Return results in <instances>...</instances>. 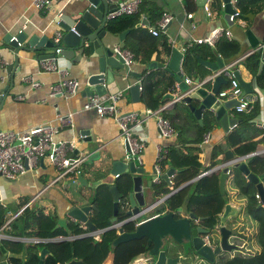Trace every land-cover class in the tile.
<instances>
[{"label":"crops","instance_id":"1","mask_svg":"<svg viewBox=\"0 0 264 264\" xmlns=\"http://www.w3.org/2000/svg\"><path fill=\"white\" fill-rule=\"evenodd\" d=\"M79 1L80 0H52L49 8L41 10L33 4V0H0V57L3 59V62L0 63V129L10 128L23 130L34 124L43 122L60 125L59 116L70 114L71 122L60 126L59 130L52 135V141L54 143L62 141L66 144L71 141L74 142L73 149L64 147L65 154L68 156H72V154L85 156V159L81 162L80 170L88 180V183L85 185L79 182L70 183L67 177L54 180L58 173L57 166L48 156L45 155L40 157L36 164L28 167L25 172L13 178L0 176V204L7 207V214L11 213L12 206L17 207L20 204L13 213L18 212L19 214L24 208H42L57 214L58 218H63L67 223L70 218L73 219L68 215V210L74 205L87 203H98L97 206L100 212H104L109 216L112 213V201L110 197L106 196L101 202H97L94 199L93 186H88L90 184L96 185L100 180L106 178L110 167L109 164H107L104 169L98 167L99 162L98 159L95 158V156H97V151H94V146L102 145L100 149V153L102 154L105 152V149H108L115 154L114 156H123L125 153V143L121 135L120 127L112 116L100 115L95 109H85L83 106L84 102L90 96L85 90V86L89 85L87 82L88 75L96 70L94 66L92 67L91 65L94 58L89 55L88 51H85L79 57L74 56L71 59L59 55L57 59L59 71L45 70L40 60L36 57L38 54L37 52L33 53V51H26L20 48L18 51L19 62L14 72L10 74L6 71L7 65L13 62L15 58L14 46L5 39L8 33L16 35L20 30H24L28 36L37 32L39 35L47 34L49 37H52L54 32L59 30L58 25L52 20L53 16L63 11H72L73 7L78 5ZM112 1L116 3L121 0ZM206 1L210 3V0H140L138 8L135 11H138L137 23L145 18L144 21H148L149 24H141L139 26L149 27L155 24L150 16L151 8H155L161 12L171 13L172 19L158 36H164L172 48L177 47L181 50V47L189 42L191 36H205L217 26L230 27L228 20L224 16L226 12L224 0H222V9L217 12L213 11L211 15H207L204 10L203 6ZM189 11L193 13V18L196 20V26L193 28L190 27L191 18L186 16V13ZM253 14L254 16L252 19L249 17L248 19L244 18L246 21L245 26L251 27L257 35H261L264 33V8ZM181 22L184 24L183 27L180 25ZM105 27L107 30L106 33L108 34L106 45L112 49L115 45H119L122 49L129 50L123 46L127 37H130V41L140 40H138V33L129 36L130 31L128 28V31L120 37V32L115 33L108 30L107 22ZM140 33L144 35L147 43L148 40L153 38V36L149 34L148 28L146 35L145 32L140 31ZM170 38H172V42L169 41ZM236 40L238 41V39ZM148 44L151 46V43ZM199 45L200 44H193L189 47V50H193L199 47ZM163 51H165V48L163 46V41L159 37L156 41L153 60H167V56ZM182 53L184 56L185 52ZM219 55L223 58H229L222 56L220 53ZM182 59L183 57L180 61L181 65ZM204 59L214 61L216 59V54L214 58L208 56ZM129 65L133 71L139 72V75H123L119 74L118 69H115L117 70V72H115V82L120 86L118 91L121 92L117 105L122 111L137 110L142 112L148 108V106L141 98H139V100H133L127 87L129 84L141 78L146 67V69L152 68H149L144 63L138 62L133 58ZM203 65L204 68L201 67V69H207L208 71L203 77H200V79L214 73V71H211L205 64ZM153 68L163 67L157 66ZM235 68H238L245 79L253 83V86L257 83L254 77L255 75L247 68L241 67L240 64L234 66V69ZM60 70H63V73H61ZM183 72L185 77H190L186 71L183 70ZM25 74H29L33 80L38 81L39 85H31L29 80L24 79ZM65 77L75 78L78 81L77 89L74 92L63 90L51 94V86L60 82ZM195 77L192 76L190 78L194 80ZM140 83L141 93V79ZM209 83L208 87L211 86V80ZM110 84H114V81ZM190 84L192 85L193 83ZM224 85L223 83L221 87ZM111 90H114V87L111 88ZM107 93L111 92L107 91ZM170 93L169 91L164 93L163 97L167 99L161 107H159L161 108L160 112L163 115H168L175 125H181L184 128L183 130L176 128L177 133L175 135L162 136L157 129L153 116L143 121L142 127L138 130L145 136V146L142 151V161L139 162V160L136 159V163L143 166L145 172L152 173L159 148L173 144L178 146L189 144L188 140L193 139L197 134L196 123L199 125L203 124V121L202 123L198 122L197 118L190 113L187 112V114H184L183 103L174 100V97L179 95L176 81L175 91L173 92L176 95L170 97ZM232 112L235 113L233 109L230 110V113ZM235 116L238 118V121H240L238 115L235 114ZM185 117H187L188 120H186ZM216 123L213 129L204 133H209L208 141H203V134L201 142L197 143L200 147L199 157L205 164L209 162L212 146L219 142L224 143L225 133L233 128L225 131L219 121L216 120ZM83 129H87L89 131L88 134L85 133L82 135L81 131ZM247 133L253 134L254 132L250 129ZM254 135L255 139L261 137V134L256 135L255 133ZM88 136H91V141H86ZM259 146L262 147L263 145L259 143L258 148ZM75 148H77L76 152L74 151ZM222 155L223 153L219 154L218 157L221 158ZM245 158L242 160L245 161ZM89 159L92 160L89 161ZM167 167L169 166L167 165ZM230 173L231 172H229V176ZM229 176L225 182V196L228 194L227 187H235ZM234 194H239V190L236 187ZM240 199L242 200L241 202L244 201L243 197ZM228 200L231 201V199ZM13 213L7 215L5 220L11 217ZM79 223L81 226L83 225L82 222ZM6 228L3 230L5 234L8 233ZM13 236L15 238H0V256H5V259L11 255V251L6 246L4 239L24 242L17 238V235ZM253 243L256 244V240L254 242L253 239ZM220 261L215 264H219Z\"/></svg>","mask_w":264,"mask_h":264},{"label":"water","instance_id":"2","mask_svg":"<svg viewBox=\"0 0 264 264\" xmlns=\"http://www.w3.org/2000/svg\"><path fill=\"white\" fill-rule=\"evenodd\" d=\"M224 2L226 11L224 16L228 20V13L232 11V6L229 0H224ZM116 8L117 2L114 3L112 0H80L78 5L73 7L72 11L56 13L52 20L61 31V37L58 41H54L53 36L49 37L47 34L39 35L37 32L29 36L24 30H20L16 35L8 33L5 39L14 46L15 58L13 62L7 65L6 71L10 74L14 72L19 62L18 51L20 48L26 51H33V53L37 52V59L55 55L56 46L60 47L58 56L62 55L68 59L74 56L79 57L85 51H88L89 55L94 58L91 65L96 70L88 75L87 82L89 85L85 86L87 93L92 95L94 93L101 94L107 91H118L120 86L115 82V72H117L115 69H118L119 74L123 75L138 76L139 72L133 71L130 65L124 62L121 55L114 48L112 49L106 45L108 34L106 33L105 25L110 19L108 17L109 12ZM247 16L252 19L254 14L248 13ZM144 20L145 18L137 23L136 26L141 24L148 25L149 22ZM228 24L231 25L233 23L228 20ZM240 29V37L238 39L240 48L237 54L229 58H223L214 49L213 51L216 54L214 61L201 58L200 56H198V61L215 72L244 51L253 49L251 54L254 53V62L257 64L255 77L264 72V33L257 35L248 26H241ZM127 31L128 29L121 31L119 36L121 37ZM182 57L183 53L177 47H173L167 55L166 61L151 60L147 66L149 68L163 67L174 76L179 94H183L178 101L185 104L193 112L198 122L202 123V114L207 110L213 114L225 131L230 130L238 122L235 114L233 112L230 113L232 107L237 103V99H221L217 96L221 85L227 83V78L221 73L215 74L211 80L210 87H208L210 79H206L203 84L189 91L191 84L185 81V74L180 62ZM233 74L245 92H250L253 89V83L250 80H246L238 68L233 69ZM199 79L200 76H196L193 83ZM113 81L114 84H110ZM140 84V81L137 80L127 87L133 100H139L140 98ZM113 87L114 90H111ZM175 95L173 92L170 93V97H174ZM88 132L87 129H83L81 134H88ZM91 140V136L86 138V141ZM124 143L125 153L123 156H114L115 154L108 149H105V152L102 154L100 153L102 145L94 146V151H97L95 158L98 159V167L104 169L107 164L110 167L106 178L100 180L96 185H88L93 186L94 197L99 196L104 199L106 196H109L112 201V213L109 216L110 224L103 229L116 228L118 226V234L113 240V244L145 236L147 237L148 245L153 243L149 249V253L155 256L154 264H180V256H167L164 249H159L162 244V238L165 236L178 243H183V250H186V252L190 251L195 255L194 258L192 257L195 260V264L201 262L213 264L220 258V256H217L220 251L237 249L238 245L229 240V237L236 234L237 231L235 228H229L226 224V221H229L230 217L238 216V209L233 204V200H226L224 202L222 211L218 214V222L213 229L198 223L197 214L193 212L176 217L175 211H182L183 206H179L176 210H171L167 208L165 200L190 181H186L178 187H173L171 176L175 173L176 168L169 166L160 176L166 181L171 190L159 196L155 192L154 182L152 181L154 169L152 173L145 172L143 166L136 163L134 156L127 154L128 145L125 140ZM222 147L224 149L221 157L222 161L211 167L207 172L220 170L218 180L220 194L224 195L225 182L229 176L230 168L231 166H235L245 176L247 181L255 185L256 190L260 194V203L264 205L263 176L250 171L246 162L242 160L252 154L237 156L225 142L222 143ZM74 151L76 152L77 148ZM91 160L89 159V161ZM229 177L232 180L233 174L230 173ZM77 178L78 182L82 185L88 183L87 178L81 171L78 172ZM159 198L162 201L158 205L153 206L152 204ZM97 210H99V207L95 203L74 205L68 210V215L76 222H83L89 229H95L97 226L90 220L89 215L90 212ZM153 210L158 213L145 216ZM135 221H139L138 224L134 225ZM118 222L119 225H116ZM129 223H133V229H124V225ZM60 225L66 226L63 218L57 220L55 227ZM70 232L68 230V233ZM213 234L219 235V242L216 244H214L216 239L213 243L208 239V236H212ZM48 251L46 246L42 245L40 247L38 264H42ZM65 264L86 263L81 259L73 258Z\"/></svg>","mask_w":264,"mask_h":264},{"label":"trees","instance_id":"3","mask_svg":"<svg viewBox=\"0 0 264 264\" xmlns=\"http://www.w3.org/2000/svg\"><path fill=\"white\" fill-rule=\"evenodd\" d=\"M222 4V0H210L209 3L212 12H217L222 9ZM238 5L241 9V15L248 19V13H255L264 8V0H238ZM150 13L152 21L155 23L163 12L151 8ZM137 22L138 11L110 18L107 26L108 30L115 33L128 28L130 31L129 36L135 33L139 34L138 40L140 39L139 41L141 42L130 41V37H127L123 46L130 50L134 60L144 63L146 66L153 60L156 41L159 37L163 41V46L165 48L163 52L167 56L172 50V46L167 42V39L164 36H158L160 33L158 35L149 33L153 36V38L148 40V43H151L150 46L145 41L144 35L140 33V31H142L145 32L146 35L148 27L136 26ZM239 48L240 44L234 37L231 39L224 36L220 37L213 47L209 44L201 43L199 47L193 50H189L188 48L187 51H185L182 59V69L186 71L190 77L198 75L203 77L208 70L201 69V67L204 68V65L198 61V56L202 58L208 56L214 58L215 53L213 50L215 49L222 56L231 57L238 53ZM254 59V53L249 54L240 62V65L241 67L247 68L255 75L257 64H255ZM146 68L141 78H139L142 81L140 98L149 108L158 109L167 99L163 97L164 93L166 91H175V79L170 72L163 68ZM255 78L257 83L264 87V72L256 75ZM183 105L184 114L188 112L194 116L193 112L185 104ZM259 111L260 105L255 104L254 108L249 112L234 113L238 115L240 121H238L229 132L225 133L224 141L233 149L235 155H246L257 150L259 143L264 145V127H258L254 120ZM164 116L167 118L169 117L166 114H164ZM185 119L188 120L187 117H185ZM169 120L175 128L183 130V126L175 125L170 117ZM216 124V119L213 114L207 110L204 111L203 124L199 125L196 123V136L188 140L189 144H183L184 146L174 144L166 146L164 158L160 162V166L163 170L168 168L167 165L177 169L171 177L173 187H178L184 182L190 181L166 198L165 204L167 208L174 210L176 207L184 205L187 210L202 216L203 223L210 229H213L218 222V214L222 211L226 196L221 195L218 189L220 170L203 175L199 174L220 163L222 159L219 158L218 155L223 153L224 149L221 142L214 144L210 151L209 162L205 164L199 157L200 147L197 143H200L202 135L206 131L213 129ZM250 129L254 132L253 134L247 133ZM255 133L256 135L261 134V137L255 139ZM245 161L250 171L263 176L262 180L264 183V153L249 155L245 158ZM230 172L233 174V186H235L239 190V193L247 199L246 208L257 220H259V225L255 232V240L260 245V249L249 256L227 257L222 259L219 264H264V205L259 203L258 199L255 197V192L257 191L255 185L247 181L237 167L231 166ZM154 189L159 196L171 190L163 179H161L159 183H154ZM94 199L97 202L103 200L99 196ZM6 208V206L0 204V225L7 218ZM89 218L99 228H105L110 224L109 215L100 212V209L91 212ZM58 219L57 214L42 208H24L23 211L10 222L6 230L11 235L39 237L65 235L68 234V230L73 234H79L86 230L79 222L71 218L67 221L65 227L62 225L55 227ZM124 226L128 227L129 224H125ZM129 229H133V226ZM117 234L115 228H109L103 230L99 239H94L92 236L88 235H79L73 240L62 239L45 243H26L4 239L6 246L11 251V255L7 257L6 262H9V264H38L39 250L40 247L44 245L49 251L45 255L42 264H62L73 258L81 259L87 264H105L109 259L111 260V264H129L137 255L147 252L150 247V245L147 244V237L145 236L113 244V240Z\"/></svg>","mask_w":264,"mask_h":264},{"label":"built area","instance_id":"4","mask_svg":"<svg viewBox=\"0 0 264 264\" xmlns=\"http://www.w3.org/2000/svg\"><path fill=\"white\" fill-rule=\"evenodd\" d=\"M139 2L140 0H121L117 2V8L109 12L108 17L114 18L121 14L133 13L137 10ZM51 3L52 0H33V4L41 10H46L49 8ZM229 3L232 6V11L228 13V20L232 23H237L240 26H245L246 21L241 15V9L238 5V0H229ZM203 7L207 15L212 14V10L208 1L204 3ZM186 16L191 18L190 27H195L196 20L193 18V13L189 11L186 13ZM171 19V13L163 12L162 15L156 20L155 24L148 27L149 32L153 35H158L162 30L165 29ZM180 25L181 27L184 26L182 22ZM232 34L233 33L230 27L217 26L205 36H191L189 38V42L182 46L180 51H187V49L193 44L206 43L210 46H214L220 37L224 36L228 39H231L233 38ZM60 37L61 31L56 30L53 35V40L58 41ZM169 41L172 42V38H170ZM59 50L60 47L56 46L55 55L39 59L45 70L59 71L57 65ZM114 50L121 55L125 63L130 64L133 56L129 50L122 49L119 45H115ZM252 52L253 49L244 51L233 60L227 62L224 66L217 69L213 74L205 76L195 83H193L192 78L188 76L185 77V81L187 83H193L189 88L190 91L203 84L206 79L212 80L215 74H223L227 78V83H225V85L218 90L217 96L221 99H237V103L232 107L235 112H249L254 108L255 104H259L260 111L254 120L258 127H264V87L260 86L258 83H255L253 89L250 92H245L233 74L234 66L239 64ZM1 62H3V59L0 57V63ZM60 72L63 73V70H60ZM24 79L29 80L30 84L33 86L39 85V82L33 80L29 74H25ZM138 81H140V79ZM77 87L78 81L75 78L65 77L60 82L51 86V94H55L56 92H61L63 90L67 92H74ZM182 95L183 94L177 95L174 97V100H178ZM120 96V91L111 93L106 92L101 94L94 93L88 97L83 106L85 109H95L100 115L112 116L120 127L123 139L127 142V154L133 155L135 159L141 162L142 151L145 146V136L138 129L142 127L144 120L153 116L157 129L162 136L175 135L177 130L171 121L160 112L161 108L152 109L148 107L142 112L137 110L122 111L117 105V101ZM59 120L60 125L43 122L34 124L23 130H15L10 128L0 129V176L13 178L25 172L28 167L36 164L38 158L46 155L58 168V173L54 180L67 177L70 183L78 182L77 174L81 171L80 165L85 159V156H68L65 154L64 147L73 149V141L68 142V144L62 141L58 143H54L52 141V135L57 132V130H59V127L71 122V115L67 114L59 116ZM203 139L204 142H207L209 139V133L204 134ZM164 152L165 147H161L156 154V162L154 163V173L152 177V181L155 183H159L162 179L160 175L162 172H164V170L161 168L160 162L164 158ZM253 152H255L254 154L264 153V145ZM253 152L250 153L253 154ZM208 171L209 170L202 171L199 175H203ZM255 197L260 202V194L258 191L255 192ZM161 201L162 199L159 198L152 205H158ZM17 214L18 212L13 213L11 217H9L0 225V238H15L11 234H5V231L3 230L4 228L9 227L11 220ZM138 222L139 221H135L134 225L138 224ZM116 225H119V222ZM82 226L85 227L86 230L79 234L68 233L65 235H55L51 237L18 236L17 238L28 243H45L48 241H57L62 239L73 240L79 235H88L92 236L94 239H99V233L104 230L103 228L98 227L95 229H89L84 223Z\"/></svg>","mask_w":264,"mask_h":264},{"label":"flooded vegetation","instance_id":"5","mask_svg":"<svg viewBox=\"0 0 264 264\" xmlns=\"http://www.w3.org/2000/svg\"><path fill=\"white\" fill-rule=\"evenodd\" d=\"M155 183V182H154ZM244 198V201L243 202H239L238 204H236L235 206L237 207L238 209V212H240L242 209L246 208V203H247V199L245 196H243ZM226 200L227 199V196H226ZM242 201V200H241ZM233 204H234V201H233ZM181 206V205H180ZM179 207V206H178ZM178 207H176L174 210H176ZM152 213H148L147 215L145 216H151L152 214H155V213H158V212H155V210L151 211ZM189 212H192L190 210H187L185 208V206L183 205V210L182 211H175V216L176 217H179V216H182V215H188ZM194 213V212H193ZM239 214V213H238ZM198 219V223L202 224L203 226L207 227L204 223H203V217L202 216H199L197 215ZM234 218V219H233ZM230 217L229 218V221H226V224L229 228H235L236 229V234L232 235L231 237H229V240L235 244L238 245L237 247V250H241L242 251V254H235L233 253L234 252V249L231 250V251H225V250H222L220 251L217 256H220V258L215 261L213 264H215L216 262H219L220 260L222 259H225L229 256H249L251 255L253 252H251L247 246V244H245V241L246 242H249V238H251V236L249 235V233H245L241 231V229L239 230L237 226H235L233 224V220L237 219V217ZM131 226L133 225H129L128 227H125L124 226V229H129L131 228ZM99 228V227H98ZM208 228V227H207ZM117 233H118V230H117V227L115 228ZM103 231H101L99 234L101 235ZM214 235V234H213ZM169 238V237H168ZM230 238H235L237 241L240 240V242L238 243L237 241H233L231 240ZM208 239L209 241H211V243H213L215 240L213 239V237L211 235L208 236ZM169 242L167 241V236L163 237L162 238V244L160 245L159 249H164L166 251V255L167 256H180L179 258V263L180 264H195V260L192 259V257L194 258V254L191 253L190 251H187L186 250H183L184 247H183V243H178L176 242L175 240L173 239H168ZM168 242V243H167ZM217 242H219V235L217 234L216 235V241L214 242V244H216ZM153 243L150 245L149 249L152 247ZM178 246V247H176ZM176 248V249H175ZM149 249L147 250V252L145 253H142V254H139L135 257V259H141L140 263L139 264H154V261H155V256L151 255L149 253ZM236 249V248H235ZM190 257V259H189ZM149 261H152V263H147ZM86 263V262H85ZM134 262L132 261L131 264H133ZM7 264V262H6ZM9 264V262H8ZM63 264V263H62ZM65 264V263H64ZM87 264V263H86ZM105 264H111V260H107L105 262ZM199 264H206V263H199Z\"/></svg>","mask_w":264,"mask_h":264},{"label":"rangeland","instance_id":"6","mask_svg":"<svg viewBox=\"0 0 264 264\" xmlns=\"http://www.w3.org/2000/svg\"><path fill=\"white\" fill-rule=\"evenodd\" d=\"M230 27L232 29L234 38L235 39H239L241 26L239 24H237V23H233V24L230 25ZM259 147H261V146H259ZM227 192H228L227 199L233 200L234 201V205H236L239 202H241L240 198L243 197V195H241L240 193L239 194H234L235 187H227ZM15 210H16V206H12L11 213H8L7 215L12 214ZM150 213H152V212H150ZM238 213H239L238 214V218L233 220V224L235 226H237L239 230L241 229V231L244 232V234L247 233V232L249 233L251 238H249V242L245 241V244H247V246H248V248H249V250L251 252L255 253L256 251H258L260 249V245L257 242H256V244L253 243V239H254V242H255L254 233L256 232V230L258 228L259 220H257L253 216V214L250 211H248L247 208L242 209ZM129 225H133V223H129ZM212 237H213L214 240L216 239V235H212ZM168 239L169 238L167 237V241L169 242ZM230 239L233 240V241H237L235 238H230ZM237 242L239 243L240 240H238ZM241 250H239V249L237 250V249L234 248V252L233 253L242 254ZM5 260H7V259H5V256H0V264H6ZM132 261L134 262L133 264H139L141 259H137L136 260L134 258ZM131 262L129 264H131ZM147 263H152V261H149ZM206 264H210V263H206Z\"/></svg>","mask_w":264,"mask_h":264},{"label":"clouds","instance_id":"7","mask_svg":"<svg viewBox=\"0 0 264 264\" xmlns=\"http://www.w3.org/2000/svg\"><path fill=\"white\" fill-rule=\"evenodd\" d=\"M260 203V202H259Z\"/></svg>","mask_w":264,"mask_h":264}]
</instances>
